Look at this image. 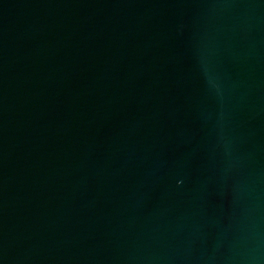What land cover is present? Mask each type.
<instances>
[{
    "label": "water",
    "instance_id": "obj_1",
    "mask_svg": "<svg viewBox=\"0 0 264 264\" xmlns=\"http://www.w3.org/2000/svg\"><path fill=\"white\" fill-rule=\"evenodd\" d=\"M0 264H264V0H0Z\"/></svg>",
    "mask_w": 264,
    "mask_h": 264
}]
</instances>
